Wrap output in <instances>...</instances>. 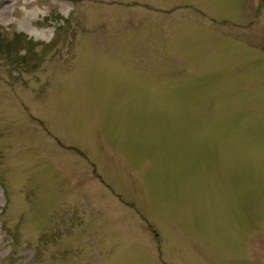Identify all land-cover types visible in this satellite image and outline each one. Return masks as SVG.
<instances>
[{
	"label": "rangeland",
	"instance_id": "rangeland-1",
	"mask_svg": "<svg viewBox=\"0 0 264 264\" xmlns=\"http://www.w3.org/2000/svg\"><path fill=\"white\" fill-rule=\"evenodd\" d=\"M0 3V264H264V0Z\"/></svg>",
	"mask_w": 264,
	"mask_h": 264
},
{
	"label": "bare ground",
	"instance_id": "bare-ground-1",
	"mask_svg": "<svg viewBox=\"0 0 264 264\" xmlns=\"http://www.w3.org/2000/svg\"><path fill=\"white\" fill-rule=\"evenodd\" d=\"M4 10H5V8H4L3 4L0 3V14H3Z\"/></svg>",
	"mask_w": 264,
	"mask_h": 264
},
{
	"label": "trees",
	"instance_id": "trees-1",
	"mask_svg": "<svg viewBox=\"0 0 264 264\" xmlns=\"http://www.w3.org/2000/svg\"><path fill=\"white\" fill-rule=\"evenodd\" d=\"M15 42V41H14ZM5 43V42H4ZM4 45V44H3ZM4 46H9L8 48H6L7 50L6 51H8L9 50V48H11V46L10 45H8V44H6L5 43V45Z\"/></svg>",
	"mask_w": 264,
	"mask_h": 264
}]
</instances>
